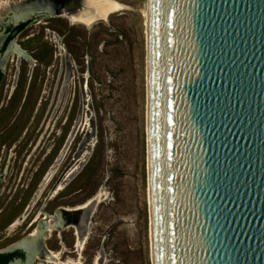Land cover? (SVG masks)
<instances>
[{"label": "water", "instance_id": "obj_1", "mask_svg": "<svg viewBox=\"0 0 264 264\" xmlns=\"http://www.w3.org/2000/svg\"><path fill=\"white\" fill-rule=\"evenodd\" d=\"M155 264H264V0H150Z\"/></svg>", "mask_w": 264, "mask_h": 264}, {"label": "flooded vegetation", "instance_id": "obj_2", "mask_svg": "<svg viewBox=\"0 0 264 264\" xmlns=\"http://www.w3.org/2000/svg\"><path fill=\"white\" fill-rule=\"evenodd\" d=\"M83 1L0 0V264H84L96 195L79 202L78 64L62 25Z\"/></svg>", "mask_w": 264, "mask_h": 264}, {"label": "rangeland", "instance_id": "obj_3", "mask_svg": "<svg viewBox=\"0 0 264 264\" xmlns=\"http://www.w3.org/2000/svg\"><path fill=\"white\" fill-rule=\"evenodd\" d=\"M111 1L121 10L106 21L86 27L62 22L78 64L79 202L106 194L89 220L82 261L97 264L101 255L102 264H152L149 0ZM25 46L44 47L40 38Z\"/></svg>", "mask_w": 264, "mask_h": 264}, {"label": "bare ground", "instance_id": "obj_4", "mask_svg": "<svg viewBox=\"0 0 264 264\" xmlns=\"http://www.w3.org/2000/svg\"><path fill=\"white\" fill-rule=\"evenodd\" d=\"M83 10L75 18H70L71 21L82 24L84 27L94 25L99 21H106L111 14L117 13L121 10V6L111 0H84ZM149 39H150V0H149ZM149 51V44H148ZM149 60V52H148ZM149 77V68H148ZM149 79V78H148ZM148 167H149V198H150V215H151V229L150 236L152 242V264H155V248H154V229H153V203H152V184H151V158H150V93L148 82ZM106 194L99 193L94 199L93 205L100 203Z\"/></svg>", "mask_w": 264, "mask_h": 264}]
</instances>
